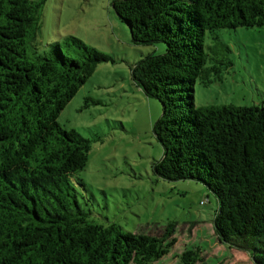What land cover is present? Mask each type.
I'll use <instances>...</instances> for the list:
<instances>
[{
    "label": "trees",
    "instance_id": "1",
    "mask_svg": "<svg viewBox=\"0 0 264 264\" xmlns=\"http://www.w3.org/2000/svg\"><path fill=\"white\" fill-rule=\"evenodd\" d=\"M45 1L0 0V264H153L174 246L175 222L130 233L94 224L79 203L75 175L89 142L57 119L96 66L115 58L72 35L42 45ZM112 8L133 46L165 45L130 64L133 82L162 108L154 173L202 183L217 203V240L264 264V104L193 101L195 82L210 84L223 63L206 54V33L216 40L219 30L264 27V0H113ZM178 264L207 263L194 247Z\"/></svg>",
    "mask_w": 264,
    "mask_h": 264
},
{
    "label": "rangeland",
    "instance_id": "2",
    "mask_svg": "<svg viewBox=\"0 0 264 264\" xmlns=\"http://www.w3.org/2000/svg\"><path fill=\"white\" fill-rule=\"evenodd\" d=\"M112 1L46 0L40 18L42 45L72 35L115 58L96 66L57 119L89 142L85 167L75 175L82 184L74 183L79 203L94 224L115 223L130 233L153 234L175 222L174 246L153 264H178L180 253L194 247L207 264H252L245 253L217 240V203L202 183L154 173L163 151L153 125L162 108L133 82L130 64L163 53L165 45L133 46ZM204 48L223 63H214L218 73L211 72L210 84L195 82L196 108L264 104V27L219 30L216 40L207 32Z\"/></svg>",
    "mask_w": 264,
    "mask_h": 264
}]
</instances>
